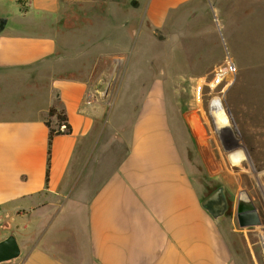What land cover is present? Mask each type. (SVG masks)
<instances>
[{"label": "crops", "instance_id": "0c3cea01", "mask_svg": "<svg viewBox=\"0 0 264 264\" xmlns=\"http://www.w3.org/2000/svg\"><path fill=\"white\" fill-rule=\"evenodd\" d=\"M102 1L115 8L117 34L137 26L162 33L164 44L174 40V48L178 41L203 48L209 35H185V28L201 26L210 13L221 23L239 21L232 0ZM132 1L138 13L125 21L121 10ZM91 3L0 0V242L13 237L18 250L0 264H227L215 222L201 207L189 158L195 142L165 93L171 85L150 84L132 100L131 114L120 105L102 114L89 74L93 59L108 55L107 30L95 38L61 33L64 14L90 11ZM243 14L244 21L257 15ZM231 40L224 49L236 45ZM65 58L69 67L61 70ZM57 104L71 131L52 138L48 157L45 120ZM70 236L78 241L64 247Z\"/></svg>", "mask_w": 264, "mask_h": 264}, {"label": "rangeland", "instance_id": "374dc122", "mask_svg": "<svg viewBox=\"0 0 264 264\" xmlns=\"http://www.w3.org/2000/svg\"><path fill=\"white\" fill-rule=\"evenodd\" d=\"M232 2L239 21H214L208 10L210 15L201 26L196 22L186 26L185 35L192 31L199 34L202 30L209 35L200 49L191 50V42L188 50L182 41L174 48V40L164 44L162 33L152 34L146 29L141 33L137 26L131 28L132 31L124 29L117 34L112 17L115 8L110 1L102 0H92L90 11L78 6L67 11L61 21V33L90 34L95 38L107 30V42L102 43V48L108 55L93 59L89 74L103 115L115 113L117 105L125 116L131 114L132 100L145 96L150 84L164 81L171 85L165 93L175 99L177 104L172 106V112L181 117L183 129L195 142L189 149V158L195 180L202 186L203 198L219 186L225 188L229 206L225 216L214 224L222 257L227 264H264V76L260 73L264 71V35L261 33L264 0ZM249 6L253 10L249 11ZM130 7L124 6L121 10L125 21H131L138 13ZM245 10L257 15L251 21H244ZM229 38L236 44L231 51L223 48ZM121 39L123 48L119 47ZM116 54L122 55L115 57ZM225 56H230L235 65L234 80L224 92H211L201 83L211 78L212 71L223 63ZM217 59L219 62L214 67L200 74ZM68 67L65 58L60 69ZM198 85H203L200 91ZM219 110L230 124L225 134L218 132L214 122ZM240 195L252 201L260 225L238 226L236 203ZM75 240L78 238L68 237L64 247L74 246ZM66 251L75 253L72 248Z\"/></svg>", "mask_w": 264, "mask_h": 264}, {"label": "water", "instance_id": "95a60500", "mask_svg": "<svg viewBox=\"0 0 264 264\" xmlns=\"http://www.w3.org/2000/svg\"><path fill=\"white\" fill-rule=\"evenodd\" d=\"M5 22V19H0V31L4 28ZM228 206L225 188L223 186L214 189L201 201L202 209L215 223H219V221L225 216ZM236 219L240 228L260 225L256 208L247 196H239L237 199ZM17 254L18 250L13 237H8L0 242V261L15 258Z\"/></svg>", "mask_w": 264, "mask_h": 264}, {"label": "built area", "instance_id": "2783aa9c", "mask_svg": "<svg viewBox=\"0 0 264 264\" xmlns=\"http://www.w3.org/2000/svg\"><path fill=\"white\" fill-rule=\"evenodd\" d=\"M236 74L235 65L230 56H225L222 64L217 66L212 71V76L208 81H203L211 92L222 93L224 92L233 82ZM203 85H198L197 90L200 91ZM64 127L61 126V129Z\"/></svg>", "mask_w": 264, "mask_h": 264}, {"label": "trees", "instance_id": "16d2710c", "mask_svg": "<svg viewBox=\"0 0 264 264\" xmlns=\"http://www.w3.org/2000/svg\"><path fill=\"white\" fill-rule=\"evenodd\" d=\"M130 5L135 7L136 2L132 1L130 3ZM51 118L55 119L54 125L51 124V121H50ZM45 125L48 128V151H47V155L49 157L50 143H51L52 138L54 136H57V135L69 134L71 131L70 126L67 123V118H66V115L64 113V110L61 107V104H59L58 106H55V107H51L48 110L47 118L45 120ZM61 126H63L64 128L61 129ZM47 164H48V158H47Z\"/></svg>", "mask_w": 264, "mask_h": 264}, {"label": "bare ground", "instance_id": "6f19581e", "mask_svg": "<svg viewBox=\"0 0 264 264\" xmlns=\"http://www.w3.org/2000/svg\"><path fill=\"white\" fill-rule=\"evenodd\" d=\"M214 122L218 128L219 133L224 132V134H225L226 132H228L230 130V124L227 121V118L221 113L220 110L215 114ZM240 196L246 197L245 195H240Z\"/></svg>", "mask_w": 264, "mask_h": 264}]
</instances>
